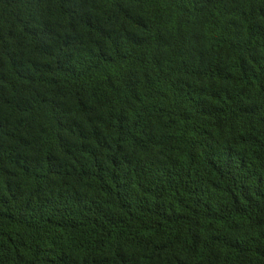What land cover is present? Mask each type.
<instances>
[{"label":"trees","instance_id":"16d2710c","mask_svg":"<svg viewBox=\"0 0 264 264\" xmlns=\"http://www.w3.org/2000/svg\"><path fill=\"white\" fill-rule=\"evenodd\" d=\"M0 264H264V0H0Z\"/></svg>","mask_w":264,"mask_h":264}]
</instances>
